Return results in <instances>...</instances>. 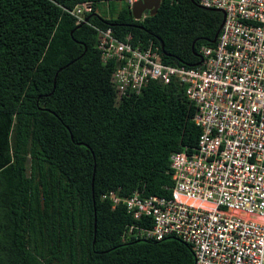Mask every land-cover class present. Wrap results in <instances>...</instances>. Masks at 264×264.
<instances>
[{
    "label": "trees",
    "instance_id": "trees-1",
    "mask_svg": "<svg viewBox=\"0 0 264 264\" xmlns=\"http://www.w3.org/2000/svg\"><path fill=\"white\" fill-rule=\"evenodd\" d=\"M86 1L94 9L78 24L68 10ZM111 1L0 0V264H195L181 237L124 238L151 219L105 197L172 196L171 154L198 144L195 106L176 80L119 97L96 27L154 40L165 63L194 67L224 12L161 0L141 20L129 6L100 15Z\"/></svg>",
    "mask_w": 264,
    "mask_h": 264
},
{
    "label": "built area",
    "instance_id": "built-area-1",
    "mask_svg": "<svg viewBox=\"0 0 264 264\" xmlns=\"http://www.w3.org/2000/svg\"><path fill=\"white\" fill-rule=\"evenodd\" d=\"M136 1L127 0L130 9ZM200 4L223 11L224 22L217 44L201 47L194 67L165 63L154 40L136 45L132 34L120 39L111 27H96L103 61H116L111 82L119 97L141 94L151 80H176L200 128L197 146L171 154V197L137 190L105 197L136 220L151 219V226L130 225L124 238L181 237L192 245L195 264H264V0ZM93 9L86 1L68 12L80 24Z\"/></svg>",
    "mask_w": 264,
    "mask_h": 264
},
{
    "label": "water",
    "instance_id": "water-1",
    "mask_svg": "<svg viewBox=\"0 0 264 264\" xmlns=\"http://www.w3.org/2000/svg\"><path fill=\"white\" fill-rule=\"evenodd\" d=\"M161 4V0H138L134 3L131 12L136 20H140L142 18V14L145 11H149L150 14L154 15L157 13L158 8ZM219 33L213 39V42L217 41ZM164 45L162 44V48Z\"/></svg>",
    "mask_w": 264,
    "mask_h": 264
},
{
    "label": "rangeland",
    "instance_id": "rangeland-1",
    "mask_svg": "<svg viewBox=\"0 0 264 264\" xmlns=\"http://www.w3.org/2000/svg\"><path fill=\"white\" fill-rule=\"evenodd\" d=\"M128 4L123 0H116L111 2H103L98 6V13L107 18L116 17L117 13L124 8H127Z\"/></svg>",
    "mask_w": 264,
    "mask_h": 264
}]
</instances>
